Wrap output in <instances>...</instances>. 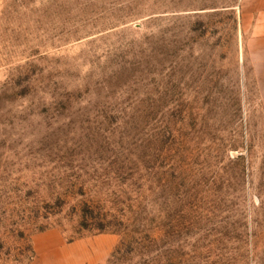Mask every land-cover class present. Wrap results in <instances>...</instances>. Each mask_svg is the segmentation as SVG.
Segmentation results:
<instances>
[{
	"label": "rangeland",
	"instance_id": "rangeland-1",
	"mask_svg": "<svg viewBox=\"0 0 264 264\" xmlns=\"http://www.w3.org/2000/svg\"><path fill=\"white\" fill-rule=\"evenodd\" d=\"M0 264H264V0H0Z\"/></svg>",
	"mask_w": 264,
	"mask_h": 264
}]
</instances>
